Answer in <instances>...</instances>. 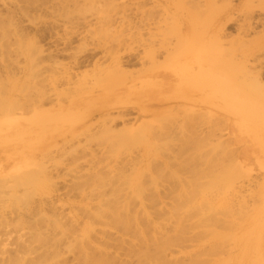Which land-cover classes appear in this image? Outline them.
Wrapping results in <instances>:
<instances>
[{
    "label": "rangeland",
    "instance_id": "1",
    "mask_svg": "<svg viewBox=\"0 0 264 264\" xmlns=\"http://www.w3.org/2000/svg\"><path fill=\"white\" fill-rule=\"evenodd\" d=\"M263 36L264 0H0V139L133 103L0 175V264H264Z\"/></svg>",
    "mask_w": 264,
    "mask_h": 264
},
{
    "label": "crops",
    "instance_id": "2",
    "mask_svg": "<svg viewBox=\"0 0 264 264\" xmlns=\"http://www.w3.org/2000/svg\"><path fill=\"white\" fill-rule=\"evenodd\" d=\"M115 98L119 104L124 103L126 106H133L129 94ZM114 100L113 96L89 99V101H83V106L77 105L76 108L70 109L68 115H65L67 112V109H64L66 104L54 105L52 108L45 109L29 118L11 121L14 123L13 126L9 127L8 132L3 131L0 139V175L31 163L48 153L70 135L80 130L82 125L92 116L105 113L113 106L119 105L114 104ZM148 104L151 103L146 104L143 114L153 111ZM3 124L7 123H0V126ZM23 139H26L24 144H22ZM29 142L40 144V147L31 149Z\"/></svg>",
    "mask_w": 264,
    "mask_h": 264
},
{
    "label": "bare ground",
    "instance_id": "3",
    "mask_svg": "<svg viewBox=\"0 0 264 264\" xmlns=\"http://www.w3.org/2000/svg\"><path fill=\"white\" fill-rule=\"evenodd\" d=\"M261 42H264V36L262 37V39H261ZM145 76H146V79H149V80H160V84H162V89H163V91L165 92V93H167L168 94V91H173L174 90V77L172 76V74H169V73H167V72H163V71H149L148 73H146L145 74ZM253 78H254V80L256 81V84L258 85V86H260L261 87V81H260V79H258V77H255V75L253 76ZM125 81V80H124ZM118 83V82H117ZM121 83V82H120ZM140 87V86H139ZM144 88V87H143ZM146 90V89H145ZM137 91H138V93L140 94V95H143V90L142 89H137ZM154 90H152V92H153ZM130 92V93H129ZM145 92V91H144ZM118 93H120L121 95H125V94H127V93H129V95H132V93H131V90L130 89H128V88H122V89H120V91H118ZM235 99V98H234ZM75 105V104H74ZM226 122V121H225ZM224 122V123H225ZM226 124V123H225ZM229 132L228 133H230V128L232 129V131L233 130H235L234 129V127L232 126L231 127V124L229 123V122H227V125H226V127H225ZM238 133V132H237ZM237 133H234L233 135H232V141L234 142V143H236V144H242V143H244V144H246V146L245 147H247V149H248V151H244L243 153H242V155L240 154V153H238V156L239 155H241V159H240V161L242 162H250L251 161V156H250V154H249V148H248V144H247V138L246 137H244V136H241V135H239V134H237ZM245 149V148H244ZM235 153V152H234ZM236 154V153H235ZM233 156H234V154H233ZM237 156V155H236ZM235 156V157H236ZM234 157V158H235ZM264 187V186H263ZM264 189V188H263ZM239 198V197H238ZM260 202V203H259ZM259 205L258 206H256V207H259L260 209H264V207H263V205H264V201H263V203H262V201L261 200H259ZM258 208V209H259ZM259 209V210H260ZM262 209V210H263ZM261 210V211H262Z\"/></svg>",
    "mask_w": 264,
    "mask_h": 264
}]
</instances>
